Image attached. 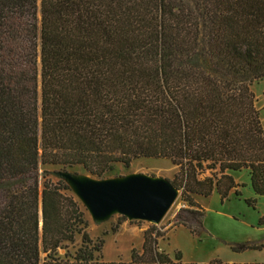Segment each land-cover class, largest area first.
<instances>
[{
    "label": "trees",
    "instance_id": "16d2710c",
    "mask_svg": "<svg viewBox=\"0 0 264 264\" xmlns=\"http://www.w3.org/2000/svg\"><path fill=\"white\" fill-rule=\"evenodd\" d=\"M262 78L264 0H0V264H264L171 258L154 224L128 261L98 259L104 239L45 168L102 178L118 163L168 159L187 201L175 224L197 234L194 195L238 196L233 172L264 195L250 87Z\"/></svg>",
    "mask_w": 264,
    "mask_h": 264
},
{
    "label": "rangeland",
    "instance_id": "374dc122",
    "mask_svg": "<svg viewBox=\"0 0 264 264\" xmlns=\"http://www.w3.org/2000/svg\"><path fill=\"white\" fill-rule=\"evenodd\" d=\"M250 87L264 129V78L254 81ZM45 168L53 181L62 178L69 185L70 193L83 211L87 231L93 241L97 238L104 239L101 250L95 252L98 259L128 261L132 248L140 251L143 231L154 224L162 233L158 238L159 249L171 258L179 253L183 262L199 263L219 259L228 263H264V223L259 224V219L264 216V195L253 192L246 170L232 173L235 182L239 184L235 187L240 192L238 196L234 190L223 201L216 191L208 197L194 195V200L204 209V216L201 229L193 234L187 227L175 224L177 212L187 206V201L182 199L179 190L160 221L124 215L125 220L112 232L111 228L123 214L117 210L103 215L93 214L71 186V180L79 176L99 181H116L130 176L171 180L177 167L168 159L139 158L133 160L128 167L118 163L102 178L90 175L79 165L65 168L50 165ZM247 198H256L253 206L247 205ZM80 244V235H77L72 243L58 249L57 255L63 257L66 251L73 253ZM241 245L246 247L237 251L233 249ZM260 245L259 248H253Z\"/></svg>",
    "mask_w": 264,
    "mask_h": 264
},
{
    "label": "water",
    "instance_id": "95a60500",
    "mask_svg": "<svg viewBox=\"0 0 264 264\" xmlns=\"http://www.w3.org/2000/svg\"><path fill=\"white\" fill-rule=\"evenodd\" d=\"M78 186L79 196L95 215L117 210L123 215L153 222L160 221L177 195L169 180L145 176L119 181L88 180Z\"/></svg>",
    "mask_w": 264,
    "mask_h": 264
},
{
    "label": "bare ground",
    "instance_id": "6f19581e",
    "mask_svg": "<svg viewBox=\"0 0 264 264\" xmlns=\"http://www.w3.org/2000/svg\"><path fill=\"white\" fill-rule=\"evenodd\" d=\"M131 177V176H130ZM128 178V177H127ZM89 179L87 178V177H85V176H79V177H77L76 178V180H71V186H72V188H73V190H74V193L78 196V197H80L79 196V186H78V183H85V182H87ZM119 181V180H118ZM81 198V197H80ZM176 198V197H175ZM175 198H174V200H175ZM82 199V198H81ZM173 200V201H174ZM82 201L83 202H85L86 203V201H84L83 199H82ZM173 203V202H172ZM171 203V204H172ZM87 204V203H86ZM88 205V204H87ZM171 206V205H170Z\"/></svg>",
    "mask_w": 264,
    "mask_h": 264
}]
</instances>
